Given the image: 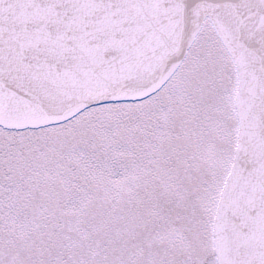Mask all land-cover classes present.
Here are the masks:
<instances>
[{
	"label": "snow or ice",
	"instance_id": "6c2138e0",
	"mask_svg": "<svg viewBox=\"0 0 264 264\" xmlns=\"http://www.w3.org/2000/svg\"><path fill=\"white\" fill-rule=\"evenodd\" d=\"M0 264H264V0H0Z\"/></svg>",
	"mask_w": 264,
	"mask_h": 264
}]
</instances>
